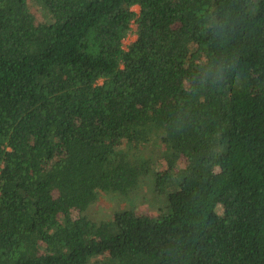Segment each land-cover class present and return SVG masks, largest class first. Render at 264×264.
Returning <instances> with one entry per match:
<instances>
[{"label": "trees", "instance_id": "16d2710c", "mask_svg": "<svg viewBox=\"0 0 264 264\" xmlns=\"http://www.w3.org/2000/svg\"><path fill=\"white\" fill-rule=\"evenodd\" d=\"M0 264H264V0H0Z\"/></svg>", "mask_w": 264, "mask_h": 264}, {"label": "rangeland", "instance_id": "374dc122", "mask_svg": "<svg viewBox=\"0 0 264 264\" xmlns=\"http://www.w3.org/2000/svg\"><path fill=\"white\" fill-rule=\"evenodd\" d=\"M30 10L31 12L35 15V17L37 18L38 21L42 22L44 20L42 13L40 11V9L38 7H36L35 5L31 4L30 6ZM134 10L139 13L140 12V8L139 7H135ZM131 40L132 37H130V41L129 43L131 44ZM129 43L126 44L129 46ZM159 169L162 170V172H164L163 170L166 169L165 164L161 163L159 164ZM118 198V199H117ZM165 198V194L161 195V202L164 201ZM135 201V203H134ZM128 206H127V204ZM126 203L124 201V203L119 200V197H117L116 195L110 194V195H102L100 197V199L98 200V202H96L88 211V215L89 217L99 223L105 219H108L110 217H112L113 213L119 209H126L127 207L130 208H134L135 209V204L138 205L139 204V199L137 200V196L136 197H132L129 200H126ZM151 203H144L140 206H138L137 211L139 213H144V214H153L156 215V211L154 209L151 208ZM158 205V204H157Z\"/></svg>", "mask_w": 264, "mask_h": 264}, {"label": "built area", "instance_id": "2783aa9c", "mask_svg": "<svg viewBox=\"0 0 264 264\" xmlns=\"http://www.w3.org/2000/svg\"><path fill=\"white\" fill-rule=\"evenodd\" d=\"M129 41H130V38L129 39H127L125 42H124V47L125 48H127L128 47V45H126V44H128L129 43ZM130 44V43H129Z\"/></svg>", "mask_w": 264, "mask_h": 264}, {"label": "crops", "instance_id": "0c3cea01", "mask_svg": "<svg viewBox=\"0 0 264 264\" xmlns=\"http://www.w3.org/2000/svg\"><path fill=\"white\" fill-rule=\"evenodd\" d=\"M136 40V36L132 37L131 43L134 42ZM130 45V44H129Z\"/></svg>", "mask_w": 264, "mask_h": 264}]
</instances>
